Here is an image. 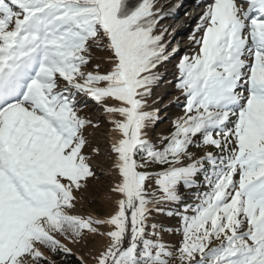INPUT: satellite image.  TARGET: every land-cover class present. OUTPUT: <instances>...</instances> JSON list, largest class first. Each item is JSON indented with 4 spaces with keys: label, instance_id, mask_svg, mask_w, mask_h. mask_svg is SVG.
I'll return each mask as SVG.
<instances>
[{
    "label": "snow or ice",
    "instance_id": "obj_1",
    "mask_svg": "<svg viewBox=\"0 0 264 264\" xmlns=\"http://www.w3.org/2000/svg\"><path fill=\"white\" fill-rule=\"evenodd\" d=\"M179 7L0 0V264H264V0H205L162 134Z\"/></svg>",
    "mask_w": 264,
    "mask_h": 264
},
{
    "label": "rangeland",
    "instance_id": "obj_2",
    "mask_svg": "<svg viewBox=\"0 0 264 264\" xmlns=\"http://www.w3.org/2000/svg\"><path fill=\"white\" fill-rule=\"evenodd\" d=\"M131 2H135V0H131ZM161 2H164V0H161ZM204 2L205 0H191L188 3L185 2V0H171L172 4H178L180 7L177 9L174 17L166 19L162 22L176 30L174 37H166V39L172 40V46L179 45L180 54L171 58L168 62L161 66L160 72L163 74L164 79L161 84L153 90V99L160 98L159 103H157L155 107L161 109V120L155 126L156 133L167 134L172 128V121L177 116L182 115L183 98H181L180 104L170 103L175 96L179 95V93H177L174 88V84L169 83V81H174L177 71L175 65L178 62L180 55H183L185 52H191L192 45L190 44L188 37L196 25ZM185 12H191V17H186L184 15ZM94 55L97 57V60H99L100 58L107 56V52L96 50ZM88 111L89 109H84L85 113H88ZM193 151H197L198 154H202L199 153V150L197 149H193ZM83 210L90 211L91 206L85 205ZM151 222H157L168 227H174L176 225L175 219L168 218L164 215L154 214L150 223ZM162 239L164 242L175 246L180 240V236L175 233L163 232ZM97 247H99V244ZM73 251H76V249L74 248ZM88 264H92V261L89 260Z\"/></svg>",
    "mask_w": 264,
    "mask_h": 264
},
{
    "label": "trees",
    "instance_id": "obj_3",
    "mask_svg": "<svg viewBox=\"0 0 264 264\" xmlns=\"http://www.w3.org/2000/svg\"><path fill=\"white\" fill-rule=\"evenodd\" d=\"M70 264H76V260L74 257H69Z\"/></svg>",
    "mask_w": 264,
    "mask_h": 264
},
{
    "label": "bare ground",
    "instance_id": "obj_4",
    "mask_svg": "<svg viewBox=\"0 0 264 264\" xmlns=\"http://www.w3.org/2000/svg\"><path fill=\"white\" fill-rule=\"evenodd\" d=\"M189 1H191V0H185V2H187V3H188ZM180 24H182V23H180Z\"/></svg>",
    "mask_w": 264,
    "mask_h": 264
}]
</instances>
